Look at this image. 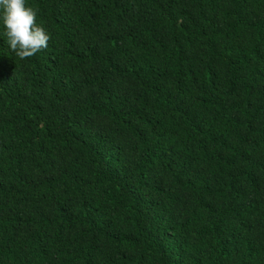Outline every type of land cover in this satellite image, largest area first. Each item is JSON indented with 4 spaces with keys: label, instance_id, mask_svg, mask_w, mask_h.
<instances>
[{
    "label": "trees",
    "instance_id": "trees-1",
    "mask_svg": "<svg viewBox=\"0 0 264 264\" xmlns=\"http://www.w3.org/2000/svg\"><path fill=\"white\" fill-rule=\"evenodd\" d=\"M0 20V264H264V0H26ZM188 85V86H187Z\"/></svg>",
    "mask_w": 264,
    "mask_h": 264
},
{
    "label": "clouds",
    "instance_id": "clouds-1",
    "mask_svg": "<svg viewBox=\"0 0 264 264\" xmlns=\"http://www.w3.org/2000/svg\"><path fill=\"white\" fill-rule=\"evenodd\" d=\"M38 10L26 6V0H0V20L10 50L20 59H28L46 49L51 39L37 23Z\"/></svg>",
    "mask_w": 264,
    "mask_h": 264
},
{
    "label": "bare ground",
    "instance_id": "bare-ground-1",
    "mask_svg": "<svg viewBox=\"0 0 264 264\" xmlns=\"http://www.w3.org/2000/svg\"><path fill=\"white\" fill-rule=\"evenodd\" d=\"M188 86V85H187Z\"/></svg>",
    "mask_w": 264,
    "mask_h": 264
}]
</instances>
